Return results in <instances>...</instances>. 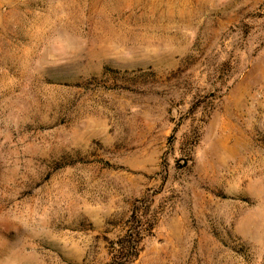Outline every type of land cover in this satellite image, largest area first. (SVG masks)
I'll use <instances>...</instances> for the list:
<instances>
[{
	"label": "rangeland",
	"instance_id": "1",
	"mask_svg": "<svg viewBox=\"0 0 264 264\" xmlns=\"http://www.w3.org/2000/svg\"><path fill=\"white\" fill-rule=\"evenodd\" d=\"M145 218L132 264H264V0H0V264Z\"/></svg>",
	"mask_w": 264,
	"mask_h": 264
},
{
	"label": "trees",
	"instance_id": "2",
	"mask_svg": "<svg viewBox=\"0 0 264 264\" xmlns=\"http://www.w3.org/2000/svg\"><path fill=\"white\" fill-rule=\"evenodd\" d=\"M139 224L130 227L120 241L113 244L111 254L114 264H132L140 253L141 242L152 234L156 223L145 218Z\"/></svg>",
	"mask_w": 264,
	"mask_h": 264
}]
</instances>
